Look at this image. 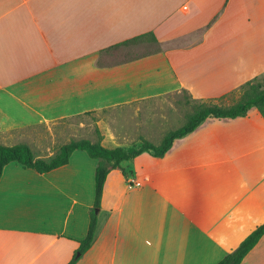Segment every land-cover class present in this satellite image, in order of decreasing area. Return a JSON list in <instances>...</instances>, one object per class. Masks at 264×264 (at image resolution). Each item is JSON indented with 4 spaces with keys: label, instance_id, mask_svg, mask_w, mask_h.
<instances>
[{
    "label": "crops",
    "instance_id": "1",
    "mask_svg": "<svg viewBox=\"0 0 264 264\" xmlns=\"http://www.w3.org/2000/svg\"><path fill=\"white\" fill-rule=\"evenodd\" d=\"M150 34L155 51L130 55L125 42ZM263 78L264 0H0V144L36 158L59 150L34 139L42 126L180 91L220 102ZM96 128L110 149L152 139L102 117ZM97 167L84 151L46 174L7 165L0 264H69L90 229ZM263 224L264 117L253 108L113 170L77 264H219ZM242 264H264V236Z\"/></svg>",
    "mask_w": 264,
    "mask_h": 264
},
{
    "label": "trees",
    "instance_id": "2",
    "mask_svg": "<svg viewBox=\"0 0 264 264\" xmlns=\"http://www.w3.org/2000/svg\"><path fill=\"white\" fill-rule=\"evenodd\" d=\"M150 36L153 41L157 39L153 34L141 36L130 42L138 41ZM130 42H125L128 44ZM189 93V92H188ZM240 98L229 106H224L215 100H198L191 94L192 113L188 115L183 126L176 130L169 131L160 144H155L143 137L139 144L129 149L118 147L110 149L102 144L103 136L97 129L98 141L90 139L72 140L62 145L57 155L50 161L36 158L28 144L7 146L0 144V180L7 165L17 162L26 168L34 169L40 174H46L69 164L71 156L76 151L86 152L91 159L98 161L95 175L96 200L91 211V224L87 237L80 241L74 259L69 264H77L81 257L92 247L98 229V214L101 209V201L105 192V185L110 173L121 168L122 163L137 158L143 153H150L156 158H162L173 148L177 139H181L195 131L208 118L215 119H236L246 117L249 112L256 108L264 117V85L259 80L245 84L240 90ZM125 176H128L124 172ZM264 236V224L256 229L247 239L233 252L229 253L219 264H242L247 255L256 247Z\"/></svg>",
    "mask_w": 264,
    "mask_h": 264
},
{
    "label": "rangeland",
    "instance_id": "3",
    "mask_svg": "<svg viewBox=\"0 0 264 264\" xmlns=\"http://www.w3.org/2000/svg\"><path fill=\"white\" fill-rule=\"evenodd\" d=\"M152 42H154L152 38L147 36V38L128 43L130 47L128 52H130V55L137 54L139 56L151 53L155 51ZM259 81L264 85V78ZM240 96L241 93L237 92L218 103L229 106L231 101L232 103L236 102ZM191 101L187 91H180L120 111L113 110L103 112L100 115L76 116L51 125L42 126L35 132L39 138L35 137L34 139L41 138L43 143L50 149V152L58 150L62 145L72 140L87 137H93L96 140L98 139L96 122L102 117L113 126L115 125V127L120 123L127 130H133L134 135L137 132H143L147 136L150 135L149 137H152L150 141L158 145L164 138V136H161L162 133L166 135L169 131L176 130L185 124L188 115L192 113V108L189 104Z\"/></svg>",
    "mask_w": 264,
    "mask_h": 264
}]
</instances>
